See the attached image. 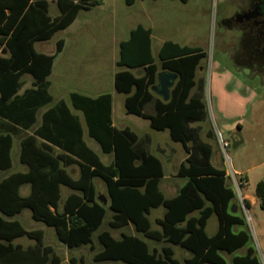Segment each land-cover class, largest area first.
I'll return each mask as SVG.
<instances>
[{
  "label": "trees",
  "instance_id": "obj_1",
  "mask_svg": "<svg viewBox=\"0 0 264 264\" xmlns=\"http://www.w3.org/2000/svg\"><path fill=\"white\" fill-rule=\"evenodd\" d=\"M124 2L131 6L135 0ZM97 4L93 0H56L59 16L52 19L48 16L47 0H0V47L8 52V57H0V119L26 128L33 125L37 111L52 102L47 77L63 46L62 41H57L55 53L44 55L35 51L34 44L49 41L70 26L80 11H89ZM203 59L205 53L198 47L166 42L159 50L157 66L150 52V32L141 26L119 46L117 67L125 70L115 74L114 87L118 94L126 95V114L147 120L155 131L167 130L170 140L181 144L187 154L176 172V177L186 183L174 197L165 198L159 190L163 178L161 162L140 145L132 131L112 125L111 96L89 98L73 93L72 108L83 115L88 137L103 154L112 156L111 164L104 165L87 147L79 118L58 102L42 115V123L35 131V136L47 145L42 143L43 149H37L32 137L25 140L20 162L28 171L0 182V214L10 218L28 208L34 221L54 229L60 244L70 250L85 246L93 250V236L109 210L110 229L119 230L130 224L144 239L165 245L158 251L138 237L121 233L115 239L108 231H102L97 235L102 250L93 257L96 263L226 264L221 254L230 256L246 247V253L233 256L231 264H259L254 248L249 246L251 239L243 218L231 213L236 207L231 205L235 195L225 172L211 165L212 147L201 141L199 127L193 126L207 118L204 81H196ZM159 67L177 75L167 102L155 98L151 91ZM25 74L33 78L34 88L18 95L20 79ZM207 137H213V132ZM49 145L64 154L53 155ZM7 149L4 146L1 151L0 168L9 167ZM72 165L79 169L75 180L65 170ZM95 178L106 187L107 206L95 200ZM23 185L30 187L27 197L19 194ZM60 186L75 192L67 197L61 211ZM254 196L264 211V180L256 183ZM246 206L250 209L247 201ZM159 207L164 209V215L155 220L159 230H153L149 212ZM212 215L218 228L209 237L205 227ZM236 226L242 229L234 233ZM19 238H26L33 245L24 248L15 244ZM171 245L189 257L180 262L174 258ZM78 263L84 264L82 259H69V264ZM0 264H61V259L51 246L45 245L41 231H26L18 222L0 216Z\"/></svg>",
  "mask_w": 264,
  "mask_h": 264
},
{
  "label": "rangeland",
  "instance_id": "obj_2",
  "mask_svg": "<svg viewBox=\"0 0 264 264\" xmlns=\"http://www.w3.org/2000/svg\"><path fill=\"white\" fill-rule=\"evenodd\" d=\"M97 1L102 2L105 13H108L115 9L116 15L123 13V15L127 18L128 16H130L131 25L143 23V20L147 18L142 12V8L147 9V11L152 14L156 13L160 16L161 19V21H158L159 24H157V37L172 41L179 44L180 46L198 47L202 51H204L205 59L202 61V64L204 66V68L202 69V78L205 81L204 94L205 96L207 95L208 98H210V102L211 104H213V106L215 98H217L218 104L222 107L221 110L224 114V117H220L217 115V112H215L214 109L215 115L213 114V117L215 118L214 122L216 121L214 128H216L217 131L221 133L223 138L230 142V147L227 149V155L230 159L232 168L234 166V168L236 169H249V171L247 172V177L249 179V187L247 191L254 190V182L256 180L264 179V86L260 85L258 79L247 80L245 77L246 75L241 76V74L239 73L236 74L234 71L235 66L228 60H225L226 58L224 57V54L226 51L222 49V43L219 42L220 27L218 26L220 20L219 12L222 9H226L225 3H223L222 0H188L186 3H182L178 0H160L159 2L155 3L148 0L145 1L148 3L145 5L141 0H136L135 4L129 7L126 6L123 0ZM50 14L52 16L58 14L55 6L50 5ZM95 16L96 14H93L92 18H95ZM95 31L91 32V34H89V32H85L84 39L88 43L100 45L102 40L110 38L106 32L103 34L101 32ZM75 34L81 35L80 30H75ZM221 34L223 35V33ZM73 37H75V35L72 36L66 32H60L49 42L36 44L35 49L37 52L49 54L50 50L55 49V44L58 40L62 38L66 40V53L57 59L54 68L55 74H53V76L50 78V81L53 85L51 88L52 92L57 91L55 89L54 83H56L57 81L56 75H58V73L61 71V67L63 68L62 63H65L66 58L71 56L68 42L71 45V39ZM122 37L126 38L127 33L123 32ZM159 43V40H155L154 47ZM95 53L96 49L92 50L91 56H94ZM87 58L88 57L85 56L82 61L86 60ZM73 60L75 62H72L68 69L70 70L72 76H75L78 74V71H80L81 63L76 66L77 62L75 59ZM218 65L222 68H226L227 70H229V72L232 71L230 73L236 77L241 76L239 77L240 82H243L246 85L241 86V83L236 80H229V84H226L225 86L216 84V74H222L221 70L218 68ZM30 81L31 78L29 76L24 77V88H29ZM110 84L111 83H108L107 85L104 84L102 86L101 92L111 91L112 86ZM245 87L246 89H244ZM53 95L54 97L57 96L56 98L61 97L62 99H66L69 103L68 98L62 97L64 95ZM205 96H203V102L205 101ZM121 97L122 96H118L115 99L113 105V120L117 128H121V125H126L138 136H148L151 139L153 146L159 145L161 148L167 151L171 147H180L179 144H175L170 140L167 131L156 132L149 128V124L146 120L132 115H127L125 113ZM133 119H137V122ZM193 126L199 127L200 135H202V137L205 135L206 131L213 129V126L211 125L209 119H206L204 122L197 123V125ZM239 126V130L241 132L239 136H236L237 131H239ZM227 128H233L232 131H230L231 133H228L229 129ZM231 134H233V136ZM231 137H234L238 144L233 145V139ZM211 141L214 148L217 149L215 140L213 139ZM87 142L91 147H97L96 143L93 140L87 138ZM97 152L101 161L105 165H107L109 157L103 155L100 150H97ZM182 153L184 156L185 154L183 151ZM182 153L179 148V153L177 156L182 158V156H180L182 155ZM213 155H215V153H213ZM219 158L221 159V163L219 162ZM219 158L213 159L212 163L214 164V166L219 168L222 166V168L226 170V167H224V165L222 164V157L220 154ZM12 159L15 162L13 155ZM163 165L165 167V174L167 175V177L165 180H163L162 186L164 194L167 197L174 194L175 190H177L176 185H183L185 183V180L176 178L174 183L175 170H171L172 165L170 166L169 170H167L164 163ZM70 172L71 174H74L76 172L75 168L71 169ZM98 182H95L96 188L98 187ZM26 189L28 190V186H26ZM62 191V195L65 196L68 190L66 188H63ZM99 191L102 194H105V189L103 186H101ZM163 210V208L153 210L150 215V219L152 220L156 216H160V214L163 213ZM249 213L254 228V240L258 243L264 255V211H261L258 205H256L250 208ZM238 215L242 217L240 212L238 213ZM17 221H19L22 226L28 231L43 230L45 234V244L51 246L54 249L55 254H57L61 259V264H69L70 258H75L76 260L82 259L84 261V264H95L92 259L94 255L99 251V245L96 242L95 236L93 237V242L95 243L93 247L94 250L89 249V247H80L70 250L66 246L58 242L52 229H48L44 225L32 221L30 216L28 215V212H23V214H21L17 218ZM101 229L108 230L105 229L104 224L102 225ZM216 230L217 219L213 215L207 223L206 233L209 236H212ZM125 231L129 234L133 233L130 228L125 229ZM113 235L115 237H119V231H114ZM134 235L136 234L134 233ZM136 236L139 237V235ZM15 243L27 246L32 244L33 242L28 241L26 238H21ZM149 244L150 247H156L158 249L160 248L159 244H154L152 242H149ZM249 246L254 248L253 244L251 243ZM173 250L175 258H177L180 262H182L184 258H187L189 256L187 252H185L184 250H180L179 247H174ZM237 254H240V252H237ZM223 257L226 261V264H231L230 256L223 255ZM261 264H264V261H262Z\"/></svg>",
  "mask_w": 264,
  "mask_h": 264
},
{
  "label": "crops",
  "instance_id": "obj_3",
  "mask_svg": "<svg viewBox=\"0 0 264 264\" xmlns=\"http://www.w3.org/2000/svg\"><path fill=\"white\" fill-rule=\"evenodd\" d=\"M93 1L98 2L97 0H93ZM141 1L145 5L148 4L147 2H145V1H148V0H141ZM149 1L157 3L160 0H149ZM47 2H48V16L51 17L52 19L57 18L59 16V11H58V8H57V5H56V0H47ZM135 2H136V0H135ZM135 2H134V4H135ZM134 4H132L131 6H133ZM50 5L55 6L56 9H57L58 14H56L55 16H52L50 14ZM131 6H129V7H131ZM109 7H112V6H109ZM142 12L147 17L145 20H143V23L131 25L130 24V16H128V18H127L126 16L123 15V13L116 15L115 9L113 11L105 13V9L103 8L102 2H98V4L93 6L89 11H80L77 14L75 20L71 23L70 26H68L66 29H64L62 31H59L56 34H54V36L50 40H52L60 32H66V33H68V34H70L72 36L75 35V37H73L71 39V45L68 42L69 49H70V52H71V56L66 58L65 63L64 62L62 63L63 68L61 67V71L58 73V75H56L57 81L54 84H55V89L58 92L57 91H55V92L51 91V88H52L53 85H52V83L50 81V78L53 76V74H55L54 68H55L57 59L60 56H63L66 53V40L63 39V38L58 40V41H62V43H63L62 50H61V52L59 54L56 55V58L54 59V62L52 64L51 73L47 77L48 93L52 97V102L50 104L46 105V106L41 107L37 111V113L35 114V119H34L33 125L31 127H29V128H26V126H24V125H17L14 122H12L10 120H7V119H0V155L2 154L1 151L4 149V146H7L8 149L5 150V152H6V155H9V158H8L9 167L8 168L7 167L6 168H0V182H2L4 179H6V178H8L10 176L15 175V173H26L28 171V167L20 162V155H21V152H22V144H23V142L25 140H27L28 138L32 137V139H34L36 141V143L34 145H36L37 149L38 148L39 149H43L42 143L43 144H46V143L35 136V131L39 128V126L42 123V115L47 110H49L51 107H53L55 104H57L58 102H63L67 106L69 111L73 115H75V116H77L79 118L80 128H81V132H82V139L85 142V144L87 145V147L90 148L98 156L97 150L101 151L99 145L93 140L96 143V145H97L96 148H93L87 142V138H89V137H88V132H87V128H86V124H85L83 115L80 112L75 111L72 108V106H71L70 95L73 94V93H76V94H79V95H82V96H86V97H89V98H97L99 96H102V95H105V94H109L111 96V120H112V125L116 129H119V130L120 129H124V128H128L130 131H132L126 125H124V126L121 125L120 126L121 128H117L115 126V123H114V120H113V114H114L113 105H114L115 99L118 96H122L121 98H122L123 105H124V101H125V98H126V95L118 94L115 91V87H114L115 74L125 70L124 68L117 67V61L119 60V46H120V43L127 41V39L129 38L130 32L133 31L138 26H141L145 30H148L150 32V52H151V56H152V58L155 61L154 63L157 64V66H159L160 62L158 60V53H159L160 48L164 45V43L172 42V41L164 40L163 38L157 37L158 34H157L156 30H157V24H159L158 21H161L160 16L158 14H156V13L155 14L150 13L145 8L144 9L142 8ZM93 14H96L95 18H92ZM77 29L80 30V33H81L82 36L75 34V30H77ZM110 30H111V35H110ZM94 31L95 32H101L103 34L106 32L107 35L110 38L106 39V40H102L100 45H94L93 43H88L84 39L85 32H89V34H91V32H94ZM123 32L127 33V37L126 38L122 37ZM120 34H121V36H120ZM220 35H222V34H220ZM155 40H159L160 41V43L157 46H155L156 48L154 47ZM49 41H46V42H49ZM38 43H45V42H37V43H35L34 44V49L36 47V44H38ZM172 43H174V42H172ZM175 44H177V43H175ZM177 45H179V44H177ZM187 47H191V46H187ZM95 49H96L95 55L91 56L92 55V50H95ZM35 51H36V49H35ZM225 51H227V50H225ZM0 53H1L0 57H8V52H7V50L4 47H0ZM37 53L44 54V55H52V54L55 53V49L54 50H50L49 54L40 53V52H37ZM85 56H87L88 58L86 60L82 61ZM72 58L76 60V62H77L76 66H78V64L81 63L80 71H78V74L75 75V76H72L70 70L68 69V67H70V64L72 62L73 63L75 62ZM202 61L200 62L199 68H198V70L196 72V81H198V80H203L204 81V79L202 78V73H203L202 69L204 68V66L202 64ZM231 63L235 66V70L234 71H235L236 74L239 73V74H241V76L242 75L243 76L246 75L245 72H247L248 69L244 65L237 64L235 62H231ZM218 68L221 70L222 74H216V76H215L216 77V79H215L216 84H218V85L221 84V86L222 85L225 86L226 84H229V80H236V81L240 82L239 77H241V76L236 77V76H234L233 74L230 73L232 71L229 72V70H227L226 68H222L219 65H218ZM161 71H164V70H161V68L159 67V70H158L157 74L159 72H161ZM139 74L140 73L137 72V75H139ZM157 74H156V76H157ZM25 76H29L31 78V81L29 83V88H24V86H23L24 85L23 79H24ZM245 77H246L247 80L258 79L259 82H260V85L264 86V76L254 75L253 78H249L246 75ZM244 80H245V78H244ZM20 82L22 83V87H21L20 91L18 92V95H21L25 90H29V89L34 88L33 87V78L30 75H27V74L23 75L21 77V79H20ZM108 83H111L110 85L112 86V90L108 91V92H106V91H104V92L102 91L101 92L102 86L104 84L107 85ZM244 85H246V84L242 82L241 86H244ZM153 87H155L156 89L153 90L152 89ZM204 88H205V86H204ZM244 89H246V87ZM151 91H152L153 95L155 96V98L160 99L163 102H167L168 101V100L164 101L163 98L158 94V81H157V79H156V84L151 87ZM169 92H170V90H169ZM53 94L64 95L62 97L68 98L69 103H68V101L66 99H62L61 97L56 98L57 96L54 97ZM203 96H205V94ZM211 109H212V113L213 114H214V109H215V112H217L218 116L224 117V114H223V112L221 110L222 107L218 104V99L217 98H215L214 106H213V104H211ZM132 116H134V115H132ZM135 117H137V116H135ZM133 120L137 122V119H133ZM148 124H149V122H148ZM194 125H197V124H194ZM149 128H150V126H149ZM227 129H229L228 133H231L230 131H232L233 128H227ZM239 129H240V126L238 127V130ZM165 131H167V130H165ZM211 131H212V129L206 131L205 135L203 137H202V135H200V139H201V141L203 143L208 144V145H210L212 147V153H211V158H210L211 165L213 167L217 168V169H223L222 166L219 168V167L214 166V164L212 163L213 159L219 158V152H218V149L214 148V146L212 144V141H211V140L214 139V136L211 137L210 139L207 137V133H209V132L211 133ZM132 132L138 137L140 145L143 148H146V150L149 152V154L155 156L162 164L163 178H162V180H161V182L159 184V190L162 192V194L164 195L165 198L174 197L178 193L180 188L186 183V180L184 179L185 183L183 185H181V186H178V185L175 184L177 186V188H176L177 190H175V193L172 194L171 196H167L166 197L165 194H164V191H163V186H162L163 180H165L166 177H167V175L165 174V167H164L163 163L165 164L167 170H169L170 166L172 165V169L171 170H175V175H174V183H175V179L177 178L176 177V172H177L178 168L180 167V165L184 163V161H185V159L187 157V154L183 150L182 145L179 144V143L173 142L175 144H179L180 147H171L167 151V150L161 148L159 145L153 146L152 142H151V139L148 136H138L134 131H132ZM156 132H158V131H156ZM240 132H241L240 130L237 131L236 136H239ZM168 135H169V133H168ZM231 135L233 136V134H231ZM231 138L233 139L232 140L233 145L234 144L235 145L238 144L234 137H231ZM146 139L148 140V143L146 142ZM49 146L51 147V151H52L53 155L64 154L58 148L53 147L51 145H49ZM179 148L181 150V153L183 151L184 154H185L184 156H183V153H182V155H180V156H182V158L177 156L178 153H179ZM172 152H174L175 154L172 153ZM213 153H215V155H213ZM12 155H13V157L15 159V162L12 159ZM103 155H105V154H103ZM106 156L109 157L107 165H110L111 162H112V156H109V155H106ZM99 159H100V157H99ZM219 162L221 163V159L220 158H219ZM1 163L2 162L0 161V164ZM175 165H177V166H175ZM74 168H75L76 172L74 174H71L70 170L74 169ZM233 169H234V171L236 173L240 174L242 177H245V179L247 180L248 186L244 190L245 192H243V194L246 197V201L249 203L250 208L256 206L257 203H256V199H255V196H254V190L247 191V189L249 187V179L247 177V172L249 171V169H246V168H237L236 169V168H234V166H233ZM65 170L70 174L72 179H74V180L78 179V177H79V169H78V167L76 165H72L71 167L66 168ZM177 179H180V178H177ZM98 180H99V182H98ZM261 180H264V179L256 180L254 182V187H255L256 183H258ZM95 182H98L97 183L98 184L97 188L95 186ZM92 183H93V186H94L95 192H96V197H95L96 202L99 203V204L107 206L108 203H109V200H108V197H107V190H106V187H105L104 183L100 179H96V178L92 180ZM26 186H28V190L26 189ZM101 186L104 187L105 194H102L99 191ZM63 188H66L68 190L67 194L65 196L62 195ZM29 193H30L29 185H23V186H21L19 188L20 196L27 197L29 195ZM59 193H60L59 210L61 211L62 210V206H63L65 200L67 199V197L70 196L71 194L75 193V192H73L72 190L68 189L65 186H60L59 187ZM103 200L105 201V203L103 202ZM231 205L232 206L235 205V201H233L231 203ZM159 208H162V207H159ZM159 208L151 209L150 212H149L148 219H149L150 224H151V229H153V230H159V227L157 225H155V220L162 219V217L164 215V210H163V213L160 214V216H156L152 220L150 219V215H151L153 210H157ZM23 212H28V215L31 218V212H30V210L28 208L23 209L21 212L15 214L13 217H10V218L6 217V216H3L1 214H0V216L3 217V219H5L7 221L18 222L22 226V224L19 221H17V218L21 214H23ZM231 213L238 215L239 210L236 209V207H232ZM193 215H196V213L193 214ZM111 216H112V212L107 210V213H106L105 218H104V220L102 222V225L104 224L105 225V229H108L109 231L101 229L102 228V225H101V227L99 228L98 232L94 235L97 243H98L97 235L100 232H102V231H108L110 234L112 232L111 235L115 239H119L121 233L126 234V235H131V236H134V237H138L136 235H139L138 238L144 240L150 247L149 242H151V241L144 239L141 234L136 233L135 230H134V227L132 225H130V224L128 226L124 227V228L119 229V230L110 229L108 227V221L110 220ZM209 219L207 220V223H208ZM31 220L34 221L32 218H31ZM34 222H36V221H34ZM36 223H40V224L44 225L41 222H36ZM207 223H206V227H207ZM44 226L46 228H48V229H52L53 232H54L53 228L47 227L46 225H44ZM153 226H156V227H153ZM206 227H205V232H206ZM127 228H130L133 233L132 234L127 233L125 231V229H127ZM217 228H218V223H217ZM241 229L242 228L238 227V226L233 227V232L236 233V232L240 231ZM26 231H28V230H26ZM34 231H37V230H34ZM39 231H41L43 233V241H44V237H45L44 231L43 230H39ZM114 231H119V237H115L113 235ZM216 232H217V230L215 231V233L213 235H215ZM134 233L136 235H134ZM54 234H55V232H54ZM207 236H209V235L207 234ZM212 236H209V237H212ZM19 239H21V238H19ZM19 239H16L14 241V243L17 240H19ZM152 243H154V242H152ZM15 244H18V243H15ZM154 244H156V243H154ZM31 245H33V243L30 244V245H27V246H23V245L22 246L24 248H26V247L31 246ZM45 245H47V244H45ZM94 245H95V243L93 242V247H94ZM98 245H99V243H98ZM159 245H160L159 249L156 248V247H150V248L151 249L156 248V250L160 251L162 246H165V245H161V244H159ZM166 246H169V245H166ZM174 247L177 248V246H172L171 245L172 249ZM98 248H99V251L97 253H99L102 250L100 245H99ZM93 250H94V248H93ZM180 250H182V249H180ZM173 252H174V250H173ZM237 252H240V254H237ZM237 252H235L233 255H230V257H231L230 258V263H231V260H232L233 256H243L246 253V247L238 250ZM223 255H227V254H224V253L221 254L222 257H223ZM227 256H229V255H227ZM174 258H175V254H174ZM92 261H93V259H92ZM94 263L95 264H114V263H110V262H108V263H96V262H94Z\"/></svg>",
  "mask_w": 264,
  "mask_h": 264
},
{
  "label": "flooded vegetation",
  "instance_id": "obj_4",
  "mask_svg": "<svg viewBox=\"0 0 264 264\" xmlns=\"http://www.w3.org/2000/svg\"><path fill=\"white\" fill-rule=\"evenodd\" d=\"M221 47L229 62L244 65L247 77L264 76V0H222Z\"/></svg>",
  "mask_w": 264,
  "mask_h": 264
},
{
  "label": "built area",
  "instance_id": "obj_5",
  "mask_svg": "<svg viewBox=\"0 0 264 264\" xmlns=\"http://www.w3.org/2000/svg\"><path fill=\"white\" fill-rule=\"evenodd\" d=\"M204 104H205L207 119L210 120L211 125L213 126V129H212L213 136H214V140L217 145L218 152L222 157V164L224 165V167H226V170L223 169L225 172V177L235 195L234 201H235L236 208L239 210V212L241 213L243 217L245 227L250 235L251 244H253L254 246L255 256L259 264H261L262 261H264V255L258 243L255 242L254 240V228L252 225V219L249 213V209L246 206V197L243 194V191L248 186L247 181L240 174L236 173L234 169L232 168L230 159L227 155V149L230 147V142L226 140L225 138H223L221 133L218 132L216 128H214L215 122H214V117H213V113L211 109V102H210V98H208L207 95L205 96Z\"/></svg>",
  "mask_w": 264,
  "mask_h": 264
},
{
  "label": "water",
  "instance_id": "obj_6",
  "mask_svg": "<svg viewBox=\"0 0 264 264\" xmlns=\"http://www.w3.org/2000/svg\"><path fill=\"white\" fill-rule=\"evenodd\" d=\"M176 79H177L176 74L167 71H161L157 74L158 94L163 98L164 101L168 100L169 90L174 85ZM152 89L155 90L156 88L153 87ZM103 202L105 203L104 200Z\"/></svg>",
  "mask_w": 264,
  "mask_h": 264
}]
</instances>
